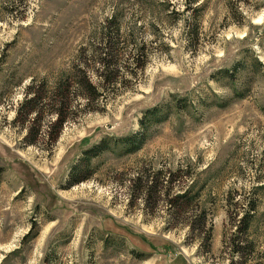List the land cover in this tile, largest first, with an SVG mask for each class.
Wrapping results in <instances>:
<instances>
[{
    "label": "rangeland",
    "instance_id": "374dc122",
    "mask_svg": "<svg viewBox=\"0 0 264 264\" xmlns=\"http://www.w3.org/2000/svg\"><path fill=\"white\" fill-rule=\"evenodd\" d=\"M189 2L0 0V264H264V0Z\"/></svg>",
    "mask_w": 264,
    "mask_h": 264
},
{
    "label": "trees",
    "instance_id": "16d2710c",
    "mask_svg": "<svg viewBox=\"0 0 264 264\" xmlns=\"http://www.w3.org/2000/svg\"><path fill=\"white\" fill-rule=\"evenodd\" d=\"M189 1L190 2L188 3V5H186V10H189L190 7H191V5H194L195 3L198 2V0H189ZM192 12H194V11L192 10ZM113 18L114 17L112 16L109 19V21H108L107 24H111L114 21ZM105 28L107 29V27H105ZM105 28L103 29V31L101 33L103 35L101 40L104 43H110L112 40L110 41V39L109 40H106V38H104L105 35H108V32L105 31ZM188 36H189V40H191L193 37H195V33L193 34L192 31H190ZM102 50L104 51V49H102ZM103 51L102 52L100 51L99 54L100 55H103L105 57L107 53H104ZM97 63H99V65H101L102 66V69H103L101 71V73L99 74V76L100 77L105 76V77H104L103 84H101V86H98V87L93 86V85L91 86L89 83H87V80L84 82V90L86 91L85 98H86V100L88 102H92L93 100L97 99L98 96L102 95L105 91H107L108 89H110V86H111L110 84H113V81H114L112 79L114 77H116V75H115L114 77H112L111 79H109L106 75H104L107 72L112 73L111 72L112 70L110 69V65L111 64H110L109 61L103 60V59H99V62H97ZM31 102L32 101H28L26 104H24V105H29V108H27V110H26V113L27 114H29V113L31 114V113L35 112V110H36V107L33 104H31ZM21 107H23V106H21ZM26 107H28V106H26ZM60 123H61V121L59 120L58 121V124H60ZM134 140H136V139H134ZM134 140H132L131 141L132 143H130L132 146H134L135 144H137L136 142H133ZM137 149H138L137 147H134V148H131L130 147L129 151H131V150L134 151V150H137ZM72 180H74V182H77L78 181L76 178H73ZM245 220H246L245 218H242V221H245ZM233 250L236 253L238 251V249H233Z\"/></svg>",
    "mask_w": 264,
    "mask_h": 264
}]
</instances>
